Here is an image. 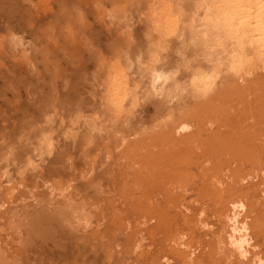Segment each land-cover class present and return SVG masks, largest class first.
Returning a JSON list of instances; mask_svg holds the SVG:
<instances>
[{"label": "rangeland", "instance_id": "rangeland-1", "mask_svg": "<svg viewBox=\"0 0 264 264\" xmlns=\"http://www.w3.org/2000/svg\"><path fill=\"white\" fill-rule=\"evenodd\" d=\"M197 3L0 0V169L15 179H0V264H237L219 223L232 198L245 263L264 262V68L230 80L222 67L208 96L166 107L133 66L136 108L114 120L100 104L113 68L147 59L154 10L177 21L155 66L177 69L167 89L213 69L187 31ZM12 34L31 45L15 53ZM43 134L53 151L32 160Z\"/></svg>", "mask_w": 264, "mask_h": 264}, {"label": "bare ground", "instance_id": "bare-ground-1", "mask_svg": "<svg viewBox=\"0 0 264 264\" xmlns=\"http://www.w3.org/2000/svg\"><path fill=\"white\" fill-rule=\"evenodd\" d=\"M191 20L187 28L188 35L191 36V44L196 49L202 50V61L206 62V65H213V69L208 71L205 70L206 68L204 70L196 69L185 85H175L168 90V84L173 83L176 79L177 69L155 66L161 58L160 55L168 51V43L177 32V21L168 15L167 9L154 10L148 20L150 23V26L148 25L150 27L148 42L150 43L147 48V59L143 60L142 56L137 55L134 60L127 59L124 68H113L111 73H107L105 86L103 84L104 95H101L100 101L103 110L106 111L105 114L108 113L114 120H119L136 108L139 102V91L137 87H134L135 84L131 87L128 81V75L133 66L138 70L148 69L150 71L149 90L151 96L162 98L166 107L175 104L184 95L189 96L192 100L205 98L217 86L222 71L227 73L230 80H235L241 76L249 75L257 68H264V0H198L196 11ZM179 54L180 51H176L173 55L176 57ZM211 67L209 66L208 69ZM50 121L51 118H46L44 124H49ZM85 121L87 127L94 126L99 123V117L93 115ZM123 122L126 123V121ZM48 135L43 134L38 141V146L35 149L32 148V160L36 159L41 162L52 153L53 145ZM33 166L34 161H29L26 167L32 168ZM26 167L18 170L16 175L22 177ZM11 173L9 167L5 165L0 169V179L4 180L6 184H11L14 179ZM244 209L241 202L232 198L227 201L223 214L219 215L220 234L222 237L227 235L226 239L229 243L225 242V244L231 245L237 256V264H246L244 259H247L245 257L250 247L247 218L241 216L245 212ZM217 243L221 249L220 241L218 240ZM249 263L264 264L262 260Z\"/></svg>", "mask_w": 264, "mask_h": 264}, {"label": "clouds", "instance_id": "clouds-1", "mask_svg": "<svg viewBox=\"0 0 264 264\" xmlns=\"http://www.w3.org/2000/svg\"><path fill=\"white\" fill-rule=\"evenodd\" d=\"M30 45L31 42L30 41L25 42L22 36L12 34V38L10 39V46L14 52L17 50H24L28 48ZM23 55H29V52L25 50L23 51Z\"/></svg>", "mask_w": 264, "mask_h": 264}]
</instances>
